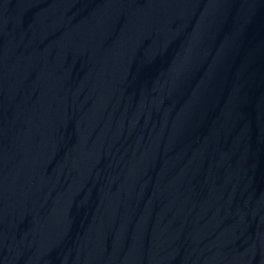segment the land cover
<instances>
[{"label": "water", "instance_id": "water-1", "mask_svg": "<svg viewBox=\"0 0 264 264\" xmlns=\"http://www.w3.org/2000/svg\"><path fill=\"white\" fill-rule=\"evenodd\" d=\"M0 264H264V0H0Z\"/></svg>", "mask_w": 264, "mask_h": 264}]
</instances>
